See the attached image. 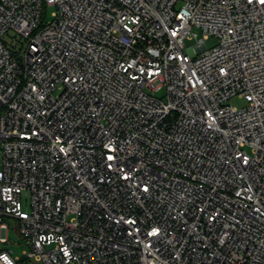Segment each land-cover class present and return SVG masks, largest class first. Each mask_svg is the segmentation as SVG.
Listing matches in <instances>:
<instances>
[{"label": "built area", "instance_id": "2783aa9c", "mask_svg": "<svg viewBox=\"0 0 264 264\" xmlns=\"http://www.w3.org/2000/svg\"><path fill=\"white\" fill-rule=\"evenodd\" d=\"M0 264H264V3L0 0Z\"/></svg>", "mask_w": 264, "mask_h": 264}, {"label": "rangeland", "instance_id": "374dc122", "mask_svg": "<svg viewBox=\"0 0 264 264\" xmlns=\"http://www.w3.org/2000/svg\"><path fill=\"white\" fill-rule=\"evenodd\" d=\"M54 12V9L53 8H49L48 9V12H47V16H48V20H50L52 18V13ZM6 41L9 43V44H12L13 47L17 50H23L24 49V41L20 40V39H15L14 41V38L12 37H7L6 38ZM217 44V41L216 40H210L208 42V45L210 47H213ZM162 85V82L161 81H156L152 84L151 88L152 89H156L158 88L159 86ZM150 93L152 94V92L150 91ZM166 89L165 88H162L160 91L154 93V96L157 97V98H165L166 97ZM230 105L234 106V107H237L239 109L241 108H244L247 106V103L245 102V100H242V99H238V98H235V99H232L230 102H229ZM8 224V227L10 228L9 232H8V238H9V242L4 245V244H1V247L2 249H5L9 252H13V256L15 258H20V259H23L24 258V254L29 252L30 251V248L26 245V243L24 241L21 240V238L19 237L18 233H16L15 231V223L12 222V221H8L7 222Z\"/></svg>", "mask_w": 264, "mask_h": 264}, {"label": "snow or ice", "instance_id": "6c2138e0", "mask_svg": "<svg viewBox=\"0 0 264 264\" xmlns=\"http://www.w3.org/2000/svg\"><path fill=\"white\" fill-rule=\"evenodd\" d=\"M262 3H264V0H261Z\"/></svg>", "mask_w": 264, "mask_h": 264}]
</instances>
